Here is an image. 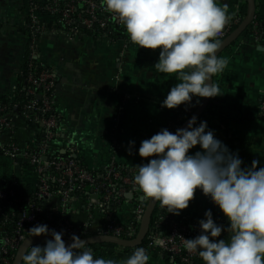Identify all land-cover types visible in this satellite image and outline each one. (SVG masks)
Wrapping results in <instances>:
<instances>
[{
	"label": "crops",
	"instance_id": "0c3cea01",
	"mask_svg": "<svg viewBox=\"0 0 264 264\" xmlns=\"http://www.w3.org/2000/svg\"><path fill=\"white\" fill-rule=\"evenodd\" d=\"M256 2L257 13L264 16V0ZM217 3L232 18L243 10L245 0ZM25 6L24 0H0V102L18 98L19 75L28 52ZM41 53L43 63L54 67L57 76L55 106L60 123L52 148L74 153L86 168L102 172L115 162L136 172L138 165L150 159L139 156L141 141L162 128L171 131L182 116L184 105L175 109L161 106L170 88L180 81L175 74L155 69L159 50L139 48L129 37L109 40L86 35L70 41L49 35L41 41ZM220 58L228 64L215 75V83L224 93L213 98L219 115L200 121H206L208 129L231 151H238L242 167L259 160V168L264 166V51L257 41L240 38ZM18 118V137L26 146L34 132L28 130L23 117ZM198 150L199 145L190 152ZM0 178L14 184L25 180L31 189L36 182L26 163L21 171L2 156ZM133 197L125 195L126 200L116 208L118 220L127 223L135 215ZM209 209L214 221L226 229L227 218L199 189L189 207L176 216L198 223ZM70 216L76 223L87 220L84 212L75 209ZM228 238L229 233L222 231L218 239ZM129 256L115 251L107 260L123 264ZM148 262L171 264L159 250L151 252Z\"/></svg>",
	"mask_w": 264,
	"mask_h": 264
},
{
	"label": "clouds",
	"instance_id": "9594fccd",
	"mask_svg": "<svg viewBox=\"0 0 264 264\" xmlns=\"http://www.w3.org/2000/svg\"><path fill=\"white\" fill-rule=\"evenodd\" d=\"M126 29L130 42L139 48L159 50L155 69L175 74L180 81L168 91L162 107L175 109L192 104L193 97L215 98L224 93L213 77L228 61L219 58L215 38L230 21L217 0H101ZM134 146L135 142L130 141ZM199 145L198 151L190 150ZM129 154L131 151L129 150ZM138 154L150 158L138 165L134 184L144 200L159 202L168 213L180 215L199 189L221 210L229 222L225 229L213 219L211 209L199 220V235L185 239L184 247L205 264H264V166L244 163L219 140L206 121L193 115L187 127L170 132L162 128L141 141ZM222 231L229 238L218 239ZM30 237L44 235L45 243H29L22 264H114L94 258L87 242L73 234L66 246L63 231L37 224ZM51 236V239H47ZM156 245H162L154 239ZM30 249V251L28 250ZM143 247L136 248L123 264H148Z\"/></svg>",
	"mask_w": 264,
	"mask_h": 264
},
{
	"label": "built area",
	"instance_id": "2783aa9c",
	"mask_svg": "<svg viewBox=\"0 0 264 264\" xmlns=\"http://www.w3.org/2000/svg\"><path fill=\"white\" fill-rule=\"evenodd\" d=\"M24 1L29 62L17 96L26 95L29 98L23 105L9 100L12 103L0 106V156L9 160L21 171L22 164L26 163L27 170L35 176L36 182L34 199L30 200L27 206L18 207L16 210L20 214V219L15 234L4 236L3 229H0V264L13 263L18 247L27 237V225L33 227L37 224H46L49 229L63 231L62 238L66 239H71L73 234L78 237L111 234L133 238L138 233L147 203L132 177L122 176V169L127 168L111 162L105 170L97 172L79 163L74 153L64 157L52 148L57 139L60 123L55 106L57 76L54 67L42 61V39L49 35H61L70 41L80 40L87 35L80 32L79 28L84 27L88 30L97 28L100 32H104L100 37L112 40L105 33L110 30V26L122 25L114 14L106 11L101 0ZM241 13L242 10L230 18L215 39L221 40L232 31L234 25L240 24L243 19ZM262 20L255 18L253 26L258 27L262 24ZM255 33L258 40L261 39L258 47L264 50V29L256 30ZM22 73L23 70L19 76L23 75ZM262 109L264 110V91ZM18 113L27 122L39 125L38 130L43 133L40 142L33 137L26 146L18 143L16 134L19 129L16 119ZM183 114H192L191 107L183 109ZM49 154H52L51 157ZM130 173L136 172L130 170ZM119 178H122V186L115 190L113 184ZM84 191H88L89 196L85 202H81L77 194ZM128 193L140 196L143 204L137 207L134 220L125 223L117 219L116 209L110 207L115 200L120 203ZM13 197H15L14 191L0 188V205L3 202L10 203L9 199ZM11 203H17V199ZM72 209L84 212L87 220L83 223L74 222L70 216ZM98 210L105 212L104 219L95 213ZM178 218L160 214L155 223L156 228L160 227L163 220L168 219L169 233L162 235L156 230L150 231V242L143 247L148 256L152 251L163 249L174 256H179L182 264H191L195 258H201L195 253L190 254L184 247L185 239H192L188 234L199 235V223ZM154 239L161 240L163 244L156 245Z\"/></svg>",
	"mask_w": 264,
	"mask_h": 264
},
{
	"label": "trees",
	"instance_id": "16d2710c",
	"mask_svg": "<svg viewBox=\"0 0 264 264\" xmlns=\"http://www.w3.org/2000/svg\"><path fill=\"white\" fill-rule=\"evenodd\" d=\"M245 7H246V3L244 5L242 13L240 14L243 17H244V14H245ZM256 18L263 19L262 20V24L255 28L253 26V23H252L251 26L242 34V36L240 38L249 39L250 41H253V42H256V41L259 42L261 40L260 38H259L260 40H258L257 34L255 33V31L264 29V16L263 15H259L257 13ZM236 26L237 25H234L232 27V31L236 28ZM79 29H80V32H82L84 34L91 35V36H97V37H99L100 35H102L104 33V32H100L97 28L88 30V29H86L84 27H80ZM109 31L106 32L105 34H107L109 37H111L112 40H116V39L122 38V37H129V35L127 34L126 29H125V27L123 25L122 26H114V27L110 26V30ZM216 40H218V39H216ZM219 41L220 40H218V42ZM28 62H29V58H28V52H27V56H26V59L24 61L23 67H22V70H23L22 74L23 75L19 76V82H21L25 78V75H26V72H27V69H28V67H27ZM28 98L29 97L26 96V95H21L14 101L19 103L20 105H23L28 100ZM199 100H201V98H199ZM9 103H12V102L9 101V100H4V101L0 102V106H2L3 104H9ZM199 103H197V98L193 97L192 104L188 105L187 107H191L192 113H193V111L196 109V107L198 106ZM183 108L185 109L186 106L184 105ZM190 115L183 114L181 119L178 122H175L174 127L172 128V130L170 132L174 133L176 131V129ZM218 115L219 114L217 113L216 105L214 103V100L212 99V101L210 102L209 106L207 107V109L204 112V114H203L201 119L207 118V117H214V116H218ZM18 116H21V115L18 113V115L16 116L17 121L19 119ZM57 116H58V114H57ZM58 118H59V116H58ZM25 125L28 127V130H31L33 132L35 131L34 138H35V140L37 142H40L43 139V133L38 130L39 129V125H35L32 122H27L26 120H25ZM18 130L16 131L17 132L16 133L17 134V141H18L19 144L23 145L22 142L20 141L19 137H18V135H19ZM49 155L51 157L52 154H49ZM59 155L66 157V156L69 155V153H65V154L60 153ZM76 160L79 163H81L77 157H76ZM20 162L23 163V160L20 159ZM121 173H122V176H130V177H132V179L134 178V175L136 174V173H130L129 169H122ZM121 186H122V178H119V179H117L114 182L113 189L118 190V189L121 188ZM0 188L5 189L7 191H11L12 190V191L15 192V197L9 199L10 203L3 202L0 205V207H1L0 208V229L1 228L3 229V235L4 236H6V235L7 236H12V235L15 234V230L17 229L16 228L17 222L20 219V214H18L16 212V210H17L18 207L27 206L29 204L30 200L34 199V195H33L34 188L31 189L27 185L25 180H21L20 182L14 184V183L7 182L6 180H4L2 178H0ZM77 195L80 198L81 202L82 201L85 202L87 200V197L89 196V192L88 191L87 192L84 191V192L78 193ZM15 199H17V203H11ZM125 200H126L125 197H123L121 199L120 203H117L116 200H115V202L113 204H111L110 208L113 209V210H115L116 208H119ZM132 200H133L132 202L135 204V209H137V207L139 205L143 204V201H141L140 196H138V195H134ZM82 206H84V203L82 204ZM115 212H116V210H115ZM95 213L96 214L98 213V215L104 219L105 212H103L101 210H98ZM160 214H164L165 216H168V217H171V216L177 217V216L174 215V214L168 213L166 208L163 209L160 206V203L158 204V206H157V208H156V210L154 212V215H153V220H152V224H151V230L153 229V230H156V231L160 232L162 235H167L169 233V229H170V221L168 219L163 220L162 224L160 225V227L156 228L155 223H156L157 219L159 218ZM134 216L135 215H133V217H132V219L130 221L134 220ZM178 219H180V218H178ZM31 227L32 226H28V225L26 226V228L28 230ZM28 230L26 232L27 236L30 235ZM188 236L190 238H194V237L197 236V233H190V234H188ZM149 242H150V239H149V236H148L145 239L144 243L141 246H139V247H146L149 244ZM87 248L92 250L94 258H103V259L107 260L115 251H124V252L130 253V255H132L133 251L136 248H138V247H136V248H122V247H119V246L113 245V244H92V245H88ZM159 251H161L163 256L169 262H171V264H182L181 258L179 256H176V255L174 256V255L170 254L169 252H167V251H165L163 249H159ZM203 262L204 261L202 260V258H195L192 261L191 264H203ZM148 264H149V262H148Z\"/></svg>",
	"mask_w": 264,
	"mask_h": 264
},
{
	"label": "water",
	"instance_id": "95a60500",
	"mask_svg": "<svg viewBox=\"0 0 264 264\" xmlns=\"http://www.w3.org/2000/svg\"><path fill=\"white\" fill-rule=\"evenodd\" d=\"M246 7H245V14L240 24L236 26V28L231 31L226 37L222 38L219 41L220 48L218 52L219 58L222 54L227 51L230 47H232L242 36V34L251 26L254 22L256 15H257V2L256 0H245ZM264 51V50H263ZM213 82L215 83V76L213 77ZM213 98H201L200 103L193 111V113L178 127V128H185L187 127V123L189 119L193 115L198 117V121L202 118L204 112L206 111L207 107L209 106L210 102ZM177 128V129H178ZM65 154V152H61ZM76 157V156H75ZM127 198H132L133 194L128 193L126 194ZM142 200V198H141ZM159 202H154L147 200L146 207L144 214L142 216L138 233L133 238H125L119 237L111 234H96L87 237H80L81 240H85L88 245L92 244H113L117 245L122 248H136L141 246L145 239L149 236L151 231V224L153 220L154 212L158 206ZM51 236H48L47 239H51ZM46 237L44 235L30 237L27 236L23 242L18 247L13 263L12 264H22L21 258L26 251L29 243L33 245H41L43 246L45 243ZM65 241L66 246L72 243L71 239L62 238ZM30 251V249H28Z\"/></svg>",
	"mask_w": 264,
	"mask_h": 264
}]
</instances>
